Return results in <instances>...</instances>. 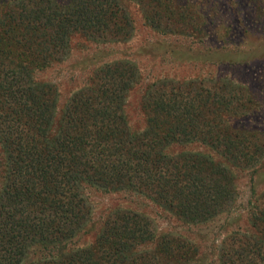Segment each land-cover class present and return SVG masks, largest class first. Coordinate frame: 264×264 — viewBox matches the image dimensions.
Segmentation results:
<instances>
[{
    "label": "trees",
    "instance_id": "trees-1",
    "mask_svg": "<svg viewBox=\"0 0 264 264\" xmlns=\"http://www.w3.org/2000/svg\"><path fill=\"white\" fill-rule=\"evenodd\" d=\"M67 1L0 0V264H191L195 247L170 233L143 248L157 238L149 220L118 206L93 243L77 245L92 215L85 188L141 196L190 224L229 211L227 167L208 154L167 148L199 140L236 161H254V150L239 140L245 133L230 121L245 116L253 98L228 78L195 89L156 81L143 102L147 126L133 131L121 112L133 80L127 71L104 96L77 90L59 108L56 87L32 74L38 60L61 57L75 31L124 39L133 28L120 0ZM164 5L160 17L171 19ZM159 12L146 10L153 28ZM252 217L258 234L236 231L219 247L218 264H264V205Z\"/></svg>",
    "mask_w": 264,
    "mask_h": 264
},
{
    "label": "rangeland",
    "instance_id": "rangeland-1",
    "mask_svg": "<svg viewBox=\"0 0 264 264\" xmlns=\"http://www.w3.org/2000/svg\"><path fill=\"white\" fill-rule=\"evenodd\" d=\"M159 1L161 7L152 6L155 0H120L132 20L130 37H90L75 31L66 53L51 61L38 60L32 74L36 80L56 87L61 108L77 90H87L92 98L104 96L110 87H118L122 76L117 75L128 71L133 80L123 96L121 112L133 131L147 126L150 107L143 106V102L156 81L173 80L186 88V83L191 82L189 86L195 89L211 87L214 81L228 78L246 87L247 96L253 101L248 102L245 116L230 121L245 133L239 140L245 150H254L257 164L226 157L199 140L174 143L167 148L171 154H208L214 163L227 167L233 190L229 211L190 224L141 196L88 186L85 193L92 205L91 220L87 230L76 239L80 246L93 243L107 213L118 206L141 213L149 220L157 238L143 248L154 246L162 233H170L195 247L196 256L191 264H218L219 247L233 239L236 231L258 234L252 212L264 205V0ZM164 3L170 6L171 19L160 17ZM5 10L4 4L0 8V22ZM146 10L153 15L160 11L156 16L161 19L159 28L146 22L145 16L150 15ZM13 61L4 58L3 62ZM95 84L102 87L97 89Z\"/></svg>",
    "mask_w": 264,
    "mask_h": 264
}]
</instances>
